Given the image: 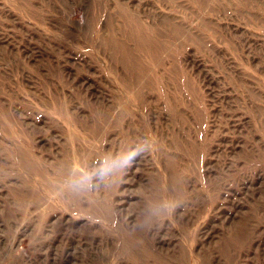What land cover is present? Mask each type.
I'll use <instances>...</instances> for the list:
<instances>
[{"label":"rangeland","instance_id":"rangeland-1","mask_svg":"<svg viewBox=\"0 0 264 264\" xmlns=\"http://www.w3.org/2000/svg\"><path fill=\"white\" fill-rule=\"evenodd\" d=\"M0 264H264V0H0Z\"/></svg>","mask_w":264,"mask_h":264}]
</instances>
